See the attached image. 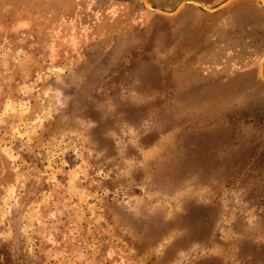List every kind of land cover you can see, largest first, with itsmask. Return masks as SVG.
<instances>
[{"label": "rangeland", "instance_id": "obj_1", "mask_svg": "<svg viewBox=\"0 0 264 264\" xmlns=\"http://www.w3.org/2000/svg\"><path fill=\"white\" fill-rule=\"evenodd\" d=\"M263 54L262 0H0V264H264Z\"/></svg>", "mask_w": 264, "mask_h": 264}, {"label": "water", "instance_id": "obj_2", "mask_svg": "<svg viewBox=\"0 0 264 264\" xmlns=\"http://www.w3.org/2000/svg\"><path fill=\"white\" fill-rule=\"evenodd\" d=\"M231 1L232 0H225L222 3H220L219 5H217L215 7H212V6H208L207 4H205L204 2H202L200 0H184V1H182L179 4V6L176 8V10L167 11V10H164V9H161V8H158V7H155V6L151 5L148 0H144L146 6L149 9L154 10V11L159 12V13L169 14V15H172V14L176 13L177 11H179L186 4H195V5H198V6H200L201 8H203V9H205L207 11H215L217 9H220V8L226 6ZM262 2L264 4V0H262ZM259 75H260L261 79L264 81V54L262 55V57L260 59V62H259Z\"/></svg>", "mask_w": 264, "mask_h": 264}, {"label": "trees", "instance_id": "obj_3", "mask_svg": "<svg viewBox=\"0 0 264 264\" xmlns=\"http://www.w3.org/2000/svg\"><path fill=\"white\" fill-rule=\"evenodd\" d=\"M249 113L250 112L248 110H246V109L242 110V114H244V115H247ZM260 116H263L264 117V112L263 113L261 112Z\"/></svg>", "mask_w": 264, "mask_h": 264}]
</instances>
